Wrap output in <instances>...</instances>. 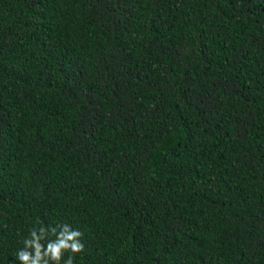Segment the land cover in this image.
Here are the masks:
<instances>
[{"label":"trees","instance_id":"obj_1","mask_svg":"<svg viewBox=\"0 0 264 264\" xmlns=\"http://www.w3.org/2000/svg\"><path fill=\"white\" fill-rule=\"evenodd\" d=\"M62 224L74 264H264V0H0V264Z\"/></svg>","mask_w":264,"mask_h":264},{"label":"clouds","instance_id":"obj_2","mask_svg":"<svg viewBox=\"0 0 264 264\" xmlns=\"http://www.w3.org/2000/svg\"><path fill=\"white\" fill-rule=\"evenodd\" d=\"M83 233L62 224L59 230L44 226L33 227L25 238L23 248L16 253L20 264H74L73 255L64 259L65 253H80L84 249L81 242Z\"/></svg>","mask_w":264,"mask_h":264}]
</instances>
